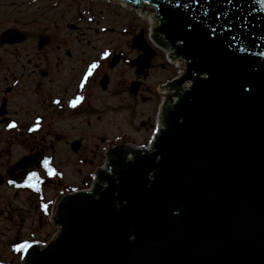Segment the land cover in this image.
<instances>
[{
	"label": "water",
	"instance_id": "obj_1",
	"mask_svg": "<svg viewBox=\"0 0 264 264\" xmlns=\"http://www.w3.org/2000/svg\"><path fill=\"white\" fill-rule=\"evenodd\" d=\"M129 1L158 8L183 72L150 146L62 196L24 264H264V0Z\"/></svg>",
	"mask_w": 264,
	"mask_h": 264
},
{
	"label": "rangeland",
	"instance_id": "obj_2",
	"mask_svg": "<svg viewBox=\"0 0 264 264\" xmlns=\"http://www.w3.org/2000/svg\"><path fill=\"white\" fill-rule=\"evenodd\" d=\"M119 3L123 5L121 0L120 2L116 0H0V35L7 28H14L18 33L25 35L23 42H17L13 44L14 46L0 43V55L3 54L4 59L16 61L7 62L11 65L10 68H13V65L18 73L30 72L32 67L26 62L29 57L39 65L52 64L50 70L54 74H57L54 70L59 66L65 68L61 75H66L72 80L75 74L84 75L91 64L97 65L92 71V75L97 74L95 83L93 82L90 86V101L82 109L84 121L77 126H51L48 130L49 133L51 131L63 133L69 145L73 140L80 138L83 147L88 151L91 148L92 151L98 148V154L92 157L94 166L103 161L102 149L106 140L115 143L123 140L136 145L147 144L155 127L159 104L165 96L166 88L162 84L175 76L178 70V64L166 62L165 53L157 49L159 53L153 57L155 65L149 67L146 74L137 73L132 61L137 53L140 54V51L132 45L131 39L142 27L147 33L150 32L153 25H156V21L150 20L153 16L145 14L150 10L148 8L140 6L137 10H141V14ZM43 35H47L49 41L39 49L37 43ZM67 50L71 53L70 57L63 58L56 65L54 63L56 56H60L59 59H61L62 53ZM105 52L109 56L107 59L104 55H98ZM116 53H120L122 57L126 56L127 63L120 60L109 66L108 61H111ZM75 60L78 61L74 63ZM71 67L74 68L71 69ZM12 72L10 69L5 70L6 75ZM104 72L110 77L106 92L101 91L98 83ZM136 81L139 82V88L135 92L133 84ZM18 87L19 84L14 91ZM87 90L89 85L88 88L85 87V91ZM162 90L164 92L161 95ZM44 128L43 126L41 132L32 135V138L40 140L41 136H44L47 140ZM21 135L15 133L14 141L5 143L6 148L3 151L5 156L12 157L27 153L28 146L23 142L19 143ZM26 137L28 138V135L23 134L22 138ZM58 145L62 154L63 144ZM78 155H85L83 148L79 149ZM67 156L64 162L66 166L62 167L64 183L78 186L91 167L88 163L80 164L81 161L78 162L74 151L72 152L70 148ZM53 192L56 191L52 188L50 193ZM14 193V190L7 187L0 189V209L2 204L9 200L13 205L18 204V199L14 198L20 196L12 197ZM57 194L58 191L54 196ZM4 197H7V200H4ZM17 216L9 220L0 211L2 255H10L9 244L15 240L16 234L20 238L33 240L38 237L42 241H48L56 232V227L50 225L47 218L35 219L30 213ZM18 263L19 257H15L13 264Z\"/></svg>",
	"mask_w": 264,
	"mask_h": 264
},
{
	"label": "flooded vegetation",
	"instance_id": "obj_3",
	"mask_svg": "<svg viewBox=\"0 0 264 264\" xmlns=\"http://www.w3.org/2000/svg\"><path fill=\"white\" fill-rule=\"evenodd\" d=\"M57 63L58 62H56V64ZM34 67H37L36 63ZM36 78L37 81L34 82L32 77H26L25 83L28 87V91L20 97L19 103L12 102L10 100V94L15 86L12 85V83H5L6 76L3 70V59L0 58V139L4 136L5 123L17 126L30 125L37 122V116H40L39 119L42 124H48L50 121L56 124H65L70 117L80 121L83 120L82 109L84 105L71 107L67 104V100L76 90L68 93L66 88L64 89L62 87L64 85V80L58 76L48 75V70H39V76L37 75ZM44 83L47 85L43 89L37 90V88H40ZM66 84H68V81H66ZM37 147L39 146L32 144L30 153L32 154L33 150ZM43 151V149L38 150L34 153L36 157H30L32 161H35L34 166H25L22 169L25 172L29 169L36 170L43 158ZM38 156L39 158L37 159ZM48 161L52 162L50 158ZM22 162L23 165L30 163L27 159H22ZM21 166L20 163L15 162L5 169L4 161H1L0 180L3 181L6 175H11L15 178L16 172ZM98 167L99 166L96 168ZM48 180L51 182L52 178L48 177ZM58 183L61 184L60 180H58Z\"/></svg>",
	"mask_w": 264,
	"mask_h": 264
},
{
	"label": "snow or ice",
	"instance_id": "obj_4",
	"mask_svg": "<svg viewBox=\"0 0 264 264\" xmlns=\"http://www.w3.org/2000/svg\"><path fill=\"white\" fill-rule=\"evenodd\" d=\"M107 52L104 53V56H107ZM97 67V65L95 63L91 64L89 67H88V70L87 72L84 74V79L86 80L89 76L92 75V71L93 69H95ZM84 86V83L83 81H81L80 83V87L83 88ZM82 97L80 96H77L74 100H71L69 102V105L71 107H75L80 101H81ZM9 127H14V125L10 124ZM31 131V129H29ZM42 164L44 165V167L46 168V170L48 171V173L51 175L52 174V170L50 168H48V161L45 159L44 161H42ZM34 181H36L37 183H39V180H38V176H37V173L36 172H30L27 174V177H26V183L29 187H35L36 184L33 183ZM9 183H13L12 181H9ZM31 247V245L27 244V243H23V244H20L18 245L14 250L17 251V252H20V251H27V249H29ZM21 259L23 260L24 259V256H21Z\"/></svg>",
	"mask_w": 264,
	"mask_h": 264
},
{
	"label": "bare ground",
	"instance_id": "obj_5",
	"mask_svg": "<svg viewBox=\"0 0 264 264\" xmlns=\"http://www.w3.org/2000/svg\"><path fill=\"white\" fill-rule=\"evenodd\" d=\"M117 1L120 2V0H117ZM122 4H123V5L130 6V4H127V3H125L124 1H122ZM141 7H142V6H141ZM139 8H140V7H139ZM139 8H138V9H139ZM145 14L148 15V16H150V17H152L153 14H154V12H152L151 10H149V11H147ZM154 24H155V22H154Z\"/></svg>",
	"mask_w": 264,
	"mask_h": 264
}]
</instances>
